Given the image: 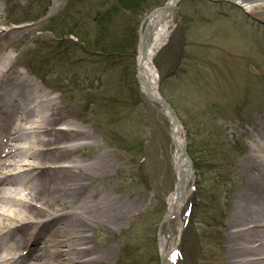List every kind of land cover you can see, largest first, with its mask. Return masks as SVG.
I'll return each mask as SVG.
<instances>
[{
    "label": "rangeland",
    "instance_id": "obj_1",
    "mask_svg": "<svg viewBox=\"0 0 264 264\" xmlns=\"http://www.w3.org/2000/svg\"><path fill=\"white\" fill-rule=\"evenodd\" d=\"M114 1L5 0L3 26L18 29L1 46L12 54V77L33 75L72 125L92 129L82 159L108 150L112 168L101 187L139 204L122 226L92 231L94 242L113 246V264H161L159 223L177 173L171 122L137 83L138 38L128 54L94 58L67 41L77 37L59 39L52 30L62 32L51 24L61 17L68 25L85 21L81 29L92 33L93 11ZM166 1L149 0L150 9ZM170 28L155 59L159 90L178 112L194 171L190 195L161 234L171 235V264H227L226 226L244 181L240 161L264 127V4L247 13L223 0H181Z\"/></svg>",
    "mask_w": 264,
    "mask_h": 264
},
{
    "label": "bare ground",
    "instance_id": "obj_2",
    "mask_svg": "<svg viewBox=\"0 0 264 264\" xmlns=\"http://www.w3.org/2000/svg\"><path fill=\"white\" fill-rule=\"evenodd\" d=\"M4 1L0 0V264H113V246L96 244L91 232L122 226L139 204L115 199L111 188L101 187L99 179L112 168L108 150L87 161L79 155L85 140L93 138L92 129L72 125L51 104L52 92L40 89L33 75L25 71L11 76L12 54L1 43L10 41L18 28L3 26ZM167 1L168 6L147 16L140 34L138 83L147 98L162 99L155 59L167 43L178 0ZM256 4H245L246 10ZM162 109L171 122L179 179L167 197L169 222L191 193L193 170L182 123L171 109ZM262 129L253 150L240 161L244 181L226 226L227 264H264ZM170 237L161 236L164 264H171Z\"/></svg>",
    "mask_w": 264,
    "mask_h": 264
},
{
    "label": "trees",
    "instance_id": "obj_3",
    "mask_svg": "<svg viewBox=\"0 0 264 264\" xmlns=\"http://www.w3.org/2000/svg\"><path fill=\"white\" fill-rule=\"evenodd\" d=\"M150 6L149 0H115L111 2L108 7H98L93 11L92 33L89 30L85 29L84 31L81 29V20L72 22V24L68 25L69 23H64L61 17L60 21L52 19L53 23L51 24L56 25L58 23L61 26L62 32L59 33V27H53L52 30L57 33L59 39L70 36L77 37V41H67H69L74 48L78 46L85 49V54L89 56L96 58L93 56L96 52L100 54H96L99 57H111L113 55L119 57L128 54L131 46H134L133 42L135 43V40L138 38V27L142 20L141 16L151 10ZM81 23L84 24L85 21H81ZM61 90L63 91V89ZM210 203H212V201H210ZM203 213L206 215L207 210H204ZM213 219L215 218L211 215L210 221L212 222ZM208 226H211V224L209 223ZM211 235L212 234L209 233L206 237ZM214 235L215 234H213V236Z\"/></svg>",
    "mask_w": 264,
    "mask_h": 264
},
{
    "label": "water",
    "instance_id": "obj_4",
    "mask_svg": "<svg viewBox=\"0 0 264 264\" xmlns=\"http://www.w3.org/2000/svg\"><path fill=\"white\" fill-rule=\"evenodd\" d=\"M227 1V0H226ZM229 2H231L232 4H235V5H240V6H244L243 4H240L239 2H238V0H228ZM258 1H264V0H258ZM179 2H180V0H178L177 2H176V4H175V6H177L178 4H179ZM251 2H253V1H251ZM169 5V3H166L164 6H160V7H156V8H153V10L152 11H150V13L148 14V15H150V14H152L155 10H157V9H160V8H164L165 6H168ZM147 15V16H148ZM147 16L143 19V21L141 22V25H140V28H139V37H140V34H141V31H142V25L144 24V22H145V20H146V18H147ZM140 43V42H139ZM138 71H139V64L137 65V76H138ZM150 101H154V102H157V103H159V104H161V105H163L164 107H168L169 109H171V113L173 114V116H174V118L175 119H178V116H177V112L174 110V108L172 107V105L166 100V99H164V98H162V99H159V98H154V97H151V98H148ZM165 218V217H164ZM165 220L166 219H163L162 220V222L160 223V227H159V229L161 228V226L163 225V223L165 222ZM159 240H160V233H159ZM161 256V264H164V257H163V255L161 254L160 255Z\"/></svg>",
    "mask_w": 264,
    "mask_h": 264
},
{
    "label": "snow or ice",
    "instance_id": "obj_5",
    "mask_svg": "<svg viewBox=\"0 0 264 264\" xmlns=\"http://www.w3.org/2000/svg\"><path fill=\"white\" fill-rule=\"evenodd\" d=\"M175 255V254H174Z\"/></svg>",
    "mask_w": 264,
    "mask_h": 264
}]
</instances>
